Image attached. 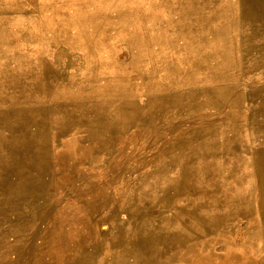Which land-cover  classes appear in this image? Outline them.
<instances>
[{"label":"rangeland","instance_id":"374dc122","mask_svg":"<svg viewBox=\"0 0 264 264\" xmlns=\"http://www.w3.org/2000/svg\"><path fill=\"white\" fill-rule=\"evenodd\" d=\"M5 4L14 10L0 20V156L30 167L45 191L58 184L55 205L77 218L96 263L154 246L160 232L150 226L161 224L159 215L135 205V193L154 186L164 168L172 173L175 161L206 168L196 162L208 158L229 161L230 177L210 174L164 195L194 206L170 207L186 232L165 264H264V0ZM31 132L49 154L78 132L85 148L112 151L88 161L103 164V177L120 172L96 197L97 210L73 190L71 169L46 173L30 156L16 159Z\"/></svg>","mask_w":264,"mask_h":264},{"label":"bare ground","instance_id":"6f19581e","mask_svg":"<svg viewBox=\"0 0 264 264\" xmlns=\"http://www.w3.org/2000/svg\"><path fill=\"white\" fill-rule=\"evenodd\" d=\"M12 10L14 9L8 4L0 5L2 24L6 23L4 21L8 19ZM64 75L66 76L67 72ZM108 114L114 119L123 117L121 111H111ZM78 133L79 137L64 140L58 148L51 149L52 154L46 151L34 132L26 133L21 148L13 153L16 159L20 154L24 156L23 159L30 156L31 164L46 173L55 167L71 169L66 177L73 190L81 195L83 202L93 204L91 209L97 210L99 203L96 202V197L98 199V196H103L105 188L111 185L110 180L118 178L120 172L107 167L104 169H109L106 172L110 171L111 175L101 176L98 171L103 172V164L96 165L88 161H95L96 158L93 156L96 152H100L98 158L101 159L102 154L106 155L112 151H108L102 143H93L97 147L95 145L91 148L92 144L85 148L84 134ZM67 156H71L69 161L66 159ZM198 162L210 164L202 168L175 161L172 173L170 169L164 168L166 173L155 179L154 186H142L137 190L135 205L145 204L159 215L157 219L154 217L152 219L159 220L161 224L153 223L150 226L156 233L155 236L160 232L159 240L154 246L149 244L122 251L105 261V264H165L186 232L185 229L183 231L179 228L169 209L175 203L180 204L185 211L194 206L182 204L177 199L169 200L164 195L175 192L178 187L181 192L188 187L185 186L188 183H193L191 187H194L204 180V176L210 174L218 175L215 178L216 182L227 179L230 175L225 174L224 165L233 169L229 161L206 158L196 163ZM84 175L89 178H85ZM206 178L208 183L214 184L213 179ZM218 188L224 189V184ZM58 189V184H54L52 191H45L38 178L32 174L30 167L19 169L15 159L12 158L11 162L9 156L6 158L0 156V259L3 260V264H59L64 258H67L68 264H97L95 245L89 244L84 231L78 230L75 226L77 218L55 205V195L59 197ZM204 224L208 227L207 231L214 232L217 229H213L206 218ZM14 229L17 233L12 234ZM174 238L177 242L172 244ZM113 243H118L117 235L114 236Z\"/></svg>","mask_w":264,"mask_h":264}]
</instances>
